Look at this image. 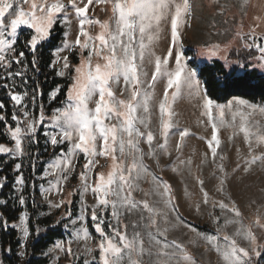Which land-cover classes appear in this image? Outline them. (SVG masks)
Instances as JSON below:
<instances>
[{
    "label": "snow or ice",
    "instance_id": "obj_1",
    "mask_svg": "<svg viewBox=\"0 0 264 264\" xmlns=\"http://www.w3.org/2000/svg\"><path fill=\"white\" fill-rule=\"evenodd\" d=\"M82 2L83 0H81ZM96 2H99V0H96ZM81 3H78L77 0H67L66 4L62 0H55L52 3H49L48 0H0V69H3L6 73L0 75V79L5 81L14 80L17 76L26 79L23 72H13L11 70L13 65L22 64L25 57L24 51H20L18 54L16 51V44L19 42L17 33L21 26L34 30V34L26 38L25 43L29 51L33 53L31 66L33 69L38 70L39 66L34 55L38 45L51 36V30L58 18L62 19L66 28H70L74 15L78 21V32L74 42H68V31H65L64 48L55 50L53 54L56 55L61 50L78 49L80 51V63L73 67L69 62L68 55L53 61L52 67L56 70L55 65L59 64L61 59L63 60L62 66L56 70L57 76H65L72 72L75 74L71 75L66 99L61 102L63 107L55 108L52 111L50 117L52 130L49 131L45 128L44 136L46 143L51 144L53 148L66 142L69 145L67 153L63 154L65 167L60 174V178L63 180H67V173L72 170L71 158L79 152H82L85 156L86 163L80 174L83 188L80 194L83 196L84 192L91 189L97 201L91 209V220L95 232L101 237L98 246L100 264H145L142 259L145 255L149 258L148 264H153L152 257L157 258L155 264H173V261L176 264H195L194 259L179 242L168 240V228L161 229L159 227L158 217L163 218L165 224L168 223V212L159 213L157 211L160 202L154 201L150 204L148 200L138 202L132 198V191L137 187L136 181L140 179L142 172L147 171V166L143 164L142 160L144 153L139 147L141 141L144 140L148 144L149 151L147 155L149 158L155 157L157 150L164 151L167 148V138L170 129L174 126L170 121L169 90L172 89L171 97L174 100L181 92L182 86L189 91L199 88L198 83L194 84L197 71L195 69L187 71L186 65L181 64V37L178 22L182 16H190V2L189 0H182V3L177 2V0H114L112 15L103 21L94 20L86 15L93 0H88L83 6H81ZM25 5L28 6V10H25ZM169 16L171 20V44L166 55L162 57L154 56L149 45L158 38L161 21ZM86 25H98L100 32L92 36L86 30ZM256 27L258 25L253 26V32ZM248 39L253 42L248 44V47L252 48L254 44L256 50L264 57V38L249 34ZM85 52H87V55H85ZM173 55L176 68L175 71H169L167 66ZM94 57L96 58L95 63H93ZM153 57L154 71L151 75V81H148L147 87H145V83L141 79L142 74L146 75L143 73V65L145 61L152 63ZM101 61L103 62L101 63ZM229 76L230 73L225 75L226 81ZM162 78H166L167 83L164 88L163 99L159 102V124L161 136L164 137L165 142L154 146V134L149 129L148 120L150 102L152 101L150 90L155 87V82ZM121 79L124 83V87L121 89V97H125L126 94V98L117 97L113 91V86L118 84ZM3 86L8 87L7 84ZM38 88L39 85H37ZM59 92L60 88L57 87L49 93L50 100H56ZM40 94L43 95L42 92ZM24 95H27V93L20 94L15 91L9 93L10 99L15 105L23 108L26 127L19 126L18 117L13 113L12 118L18 124L14 129L9 127L11 138L14 141V149H9L0 144V153L22 156L25 151L22 140L32 141L36 136L37 124L40 127L45 126L43 105L40 107L38 119L34 115L29 117L28 109L23 104ZM35 98L34 93L33 101ZM236 103L241 106L256 107L248 105L243 99L237 100ZM91 104H94L95 107H90ZM4 107L5 105L0 102V109ZM203 107L206 110L204 114L208 116L212 126V136L208 144L213 163H215L218 156L217 149L220 147L217 130L218 125L225 123L223 119L225 113L223 106L216 105V108L219 109V116L214 117L213 100L207 95L204 97ZM228 108L231 111L232 106L229 105ZM260 111L264 113V108H261ZM235 115L234 113L233 118H235ZM239 115L243 120L244 114L241 112ZM4 119L5 117L0 116V120ZM106 121L114 122L106 123ZM137 125H142L145 131L142 132ZM240 130L244 132L246 142L249 141L250 136H255L258 144H264V130L257 129L256 132H252L244 124L241 125ZM188 135L189 132L186 129L179 132L178 150L184 138ZM100 141L102 143L97 151V144ZM35 142L39 143L38 140ZM213 144L215 146H212ZM117 146L119 164L115 163L118 158L114 155ZM249 152H252L251 143H249ZM106 154H112L114 171H110L106 178L103 173L97 174L94 184L90 185L88 183V173L92 171L96 163L92 157ZM220 158L223 159V157ZM128 160L131 163L125 166V161ZM258 162L264 164V154L251 155L250 159H246L244 161V171H249L251 166ZM53 167H59V165ZM240 167L241 165L238 164L234 172L238 171ZM21 168L22 164L17 163L15 165L17 172H20ZM217 172L219 173V176L216 177L219 181L217 190L223 193L224 185L227 182V173L223 164L218 167ZM153 179L157 181V194L165 197L163 200L165 209L170 205L171 212L176 213V218L180 219L177 205L173 203L170 184L158 177H153ZM23 183V175L20 174L16 178V184L21 185ZM198 183L204 196L203 203L207 205L209 199L208 192L204 191V181L201 179L198 180ZM160 185L163 186L162 193L159 191ZM145 195L147 196L148 193H145ZM19 200L22 205L25 203L22 195ZM62 203L63 201H61ZM61 204H56L54 207L59 208ZM216 206L213 205V207ZM109 207L111 208V216L115 217L118 223L121 216L133 211H140V220L144 221L143 212L146 211L149 214L147 217L148 222L143 225L146 232L137 230L141 226L139 222L133 223L131 234L126 231L121 232L119 228H113L109 222L108 226L112 228V234H107L104 229V217L108 215L107 210ZM218 207L224 213L233 214L232 217H225L224 227L232 224L236 226L235 231L232 235L225 234L221 241L218 235L221 231L220 217H216L214 222L217 224V234H204L202 238L211 249L218 253L222 264H249L246 259L249 255L248 249L239 246L237 237H242L247 241L248 247L255 250L257 236L253 228L264 229V217L258 216L254 225L245 226L241 219L242 212L234 201L227 204L224 200H221ZM85 211H87L86 207L82 210V215L78 217L79 221H86L87 217L83 214ZM66 218L74 226L76 238L88 237L87 228L83 226L80 228L75 227L77 220L72 219L71 213H68ZM19 219L24 223L26 214H21ZM12 226L20 229L25 239L29 236L28 227L25 226L21 229L20 225L13 224ZM125 228H127V225H125ZM153 228L156 229L155 232L152 231ZM145 236L147 237L146 241ZM145 243H147V247H145ZM56 247L64 250L60 245ZM153 248H155V251ZM8 251L10 252L11 248ZM66 251L70 257L73 256L71 240ZM88 251L91 252L92 250L88 249ZM160 258H163V260ZM94 260L95 258H93ZM93 261L85 259L84 264H93Z\"/></svg>",
    "mask_w": 264,
    "mask_h": 264
},
{
    "label": "rangeland",
    "instance_id": "obj_2",
    "mask_svg": "<svg viewBox=\"0 0 264 264\" xmlns=\"http://www.w3.org/2000/svg\"><path fill=\"white\" fill-rule=\"evenodd\" d=\"M49 3L55 2V0H48ZM63 3H67V0H62ZM81 3V0H77ZM88 0H83L81 6L87 3ZM114 0H93V3L89 5L86 15L96 20H106L112 15V3ZM182 3V0H177ZM191 5L190 16H182L178 22V30L180 32V51H181V64L186 65V70L191 71L196 69L193 59L187 56V50H192L195 56V63L197 65L210 63L214 60L220 61L226 66L228 70L236 69L238 72H242L245 69H255L259 73L264 74V57L256 50L254 44L252 48L248 47V44L253 42L248 39L249 34L255 35L259 38H264V0H189ZM25 10H28V6L25 5ZM174 11V8H173ZM259 19H256V18ZM55 25L62 30L61 41L59 45L51 51L52 61L49 69L59 79L66 80L68 85L71 82V75L75 73L66 74L65 76H57L56 70H58L62 64L55 65L53 69V61L60 59L64 55H68L70 64L74 67L80 63V51L73 49L71 51H59L54 55V51L64 48V32L68 31V42H74L78 32V21L73 15L72 25L70 28H66L61 18L57 19ZM54 25V26H55ZM258 25L253 32V26ZM86 30L90 35L95 36L100 32L99 26H88ZM54 28V27H53ZM52 28V30H53ZM51 30V31H52ZM22 31H28L34 34V30L28 29L26 26H21L18 29L17 37ZM47 40V39H46ZM45 40V41H46ZM43 41V42H45ZM98 43V42H97ZM171 44V20L170 16L162 20L160 23V32L157 39L153 40L149 45L150 50L154 53V56H164L167 54V49ZM91 46V43H90ZM218 46V47H217ZM175 47V46H173ZM232 49L237 50H253L257 53L255 59H249L246 63H239L229 60V52ZM18 54V53H17ZM87 55V52H85ZM96 62V58H93V63ZM103 61H101L102 63ZM169 71H175L176 61L173 55L170 58V63L167 66ZM13 72H23L26 79L19 76L14 80L0 79V102L5 99L9 102L10 107L13 110L19 120V126L25 128L23 116V108L15 105L10 99V91H15L20 94L27 93L23 96V104L27 107L29 117L33 115L38 119L40 115V107L38 105L37 94L30 87L29 79L32 78L31 71L25 61H22L20 65H13ZM154 71V57L153 62L148 63L145 61L143 65V73L146 75L141 76V79L147 87L148 81H151V75ZM5 71L0 69V75H5ZM166 78H162L155 82V87L151 89L152 101L150 102V113L148 115L149 129L154 134L153 145L165 142L164 137L161 136L160 131V113L159 102L163 99L164 88L166 86ZM198 83L199 88L189 91L186 87L182 86L181 92L173 100L171 97V91L169 90V103L170 108V121L173 123V128L170 129L169 136L167 138V148L164 151L157 150L155 157L149 158L147 155L149 148L148 144L141 141L139 147L144 153L142 160L143 164L147 166V171L142 172L141 177L136 181L137 187L132 191V198L138 202L148 200L152 202H160L158 204L157 211L159 213L168 212V223L165 224L163 218H159V227L161 229L167 227L168 240H175L179 242L186 252L194 259L195 264H222V260L218 253L211 249L206 241L202 238L204 234H217V224L214 222L216 217H220L219 224L221 231L219 232V239L222 241L225 234L232 235L235 231V227L232 224L224 227L225 217H232V213H224L218 207V203L224 200L225 203L230 204L232 201L239 207L242 212L243 225H254L258 216L264 217V164L257 163L252 165L250 170L244 171V161L250 159L251 155L264 154V144H258L255 136H250L249 141L246 142L245 134L242 132L241 125L244 124L249 127L252 132H256L257 129L264 130V113L260 111L264 108V105L255 104L245 100L248 105H254L255 108L241 106L236 103L237 100L242 99L239 97H232L223 104H216L213 102V116H219V109L216 105L223 106L224 121L223 125H218L217 136L220 141V147L217 149L218 156L215 163H213V157L209 148L208 141L211 140L212 126L209 122L208 116L205 113L204 97L205 91L203 89L202 80L197 77L194 80V84ZM7 84L8 87L3 85ZM124 87L123 80L113 86L114 94L117 97H121V89ZM68 88V87H67ZM55 90V89H54ZM35 93V100L32 97ZM51 93V92H50ZM121 98H126L121 97ZM244 100V99H243ZM55 101V100H54ZM50 100L49 94L47 96L46 107L54 102ZM231 105V111L228 106ZM43 107L45 113V126L40 127L37 124V131L42 130L41 136L45 139L44 131L47 128L51 131L50 117L53 110H47ZM60 107H63L61 104ZM90 107L94 108L95 105L91 104ZM244 114L242 120L239 113ZM235 118H233V114ZM169 118V117H165ZM114 121H106V123H113ZM17 121L13 120L14 129L17 127ZM142 132L145 131L142 125H137ZM187 130L189 135L186 136L181 144L180 149H177V143L180 141L179 132ZM8 143L4 144L9 149H14V141L11 138L9 127L6 131ZM146 139V136H145ZM33 141V140H32ZM32 141L28 139L22 140V145L25 148L24 154L8 155L0 153V157H3L5 162L20 163L26 157L28 151L31 148ZM45 142V143H44ZM43 142V147L47 150L48 156H51L47 160L43 167V172L36 178L38 182V195L36 204L39 210L38 218H51L52 221L60 222L61 220H68L66 225V235L64 240H58L53 245L44 250L37 259L46 261L45 264H84L85 259L93 261V264H100V252L99 243L101 237L95 232L93 221L91 220L92 206L97 203L95 196L91 189L84 192L81 196L80 192L83 191L82 181L80 174L84 170L83 166L86 163L85 156L82 152H79L71 158L72 170L67 173V180L60 178V174L65 167L63 160V154L68 151V143L63 145H57L55 148L51 144L46 143V139ZM102 141L97 144V151ZM249 143L252 145V152H249ZM212 146H215L213 144ZM64 148V149H63ZM58 153V150H61ZM114 155L118 158L115 163L119 164V151ZM220 157H223L221 160ZM96 161L92 171L88 173V183L94 184L95 177L99 173H103L105 178L113 169L112 154H106L104 156L92 157ZM131 161H125V166L130 164ZM15 164V165H16ZM223 164L227 173V182L224 185L223 193L219 192V181L216 178L219 176L217 172L218 167ZM241 165L238 171L234 172L237 165ZM15 165L12 169V174L20 175V172L15 170ZM59 165V167H53ZM21 170V169H20ZM127 175V173L125 172ZM153 177H158L167 182L171 186V193L173 197V203L177 205V212L180 219L176 218V213L171 212V206L169 205L165 209L163 200L165 197L158 195L156 192L157 181ZM16 178H14L12 184V191L10 194L11 203L6 205V200L0 199V231L5 227H12L17 231L19 239V247L16 250V256L19 264H26V246L30 239L29 236L25 239L22 231L13 227V224H17L23 227H28L29 213L25 208V204H21L19 197L23 192V184L17 185ZM204 181V191L208 192L209 203L205 205L203 203L204 196L201 192L198 180ZM5 181H2L4 184ZM59 189V191H58ZM159 191L163 192V186H159ZM145 193H148L146 196ZM73 200L76 201V213L73 220H77L76 228H87L88 237L81 236L79 239L74 235V226L71 221L67 219V214L71 213V206ZM61 201L63 203L61 204ZM56 204H61L59 208L54 207ZM217 205L213 207V205ZM1 207L5 209L7 215L15 214L19 211L18 219L15 223H5L6 220L2 217ZM87 208V211L83 214L87 217L86 221H79L78 217L82 215V210ZM108 215L104 217L105 232L109 235L112 234V228H110L109 222L113 228H119L121 232H127L129 234L133 231V223L139 222L140 228L137 229L141 232H146L143 225L148 222V213L145 211L143 215L144 221L140 220L141 212L133 211L131 213H125L120 217L119 223L115 217L111 216V208L109 207ZM99 212V209H98ZM21 214H26V220L24 223L20 221ZM127 225V228H125ZM191 225V227H189ZM156 231L155 228L152 229ZM255 235L257 236V245L255 250L248 247L247 241L242 237H237V243L239 246L248 249L249 255L246 259L249 264H264V229L253 228ZM30 233V230H29ZM118 239V238H117ZM71 240V249L73 256L70 257L67 254V248L69 247V241ZM147 237L145 236V241ZM23 245V246H22ZM60 245L62 249H58L56 246ZM147 247V243H145ZM88 249L92 251L89 252ZM155 251V248H153ZM21 253H23L21 255ZM145 264H148L149 258L145 255L142 258ZM163 260V258H160ZM157 260L156 257H152L153 264ZM0 264H4L0 258ZM173 264H176L173 261Z\"/></svg>",
    "mask_w": 264,
    "mask_h": 264
},
{
    "label": "trees",
    "instance_id": "obj_3",
    "mask_svg": "<svg viewBox=\"0 0 264 264\" xmlns=\"http://www.w3.org/2000/svg\"><path fill=\"white\" fill-rule=\"evenodd\" d=\"M31 33L22 31L18 37L16 44V51L25 52L24 61L28 65L32 78L29 79L30 87L36 92L38 105H47V96L57 87L60 88L57 99L49 104L45 109L47 112L61 106V102L66 99L68 82L59 79L49 69L52 61L51 51L54 50L61 41L62 30L55 25L51 31V36L38 45L35 52L36 63L38 70L33 69L31 61L33 53L26 47V38L30 37ZM187 56L191 57L197 69L199 78L202 80L203 89L207 97L211 98L216 104H223L232 97H239L255 104L264 105V74L257 70L245 69L238 72L236 69L228 70L220 61L214 60L210 63L197 65L195 56L192 50H187ZM257 53L253 50H237L232 49L229 52V60L239 63H246L249 59H255ZM230 73L229 79L225 80V75ZM37 85L39 88L37 89ZM43 93L41 95L40 93ZM1 102L5 105L0 109V116L5 117L0 120V144L8 143L6 131L8 127L13 126V110L10 104L5 99ZM49 110V111H48ZM42 130L36 134L32 141L30 150L26 157L21 162L22 168L20 174L23 175V192L22 196L25 201V208L29 213L28 226L30 230V239L26 246L27 261L26 264H45L46 261L37 259L44 250L53 245L58 240H64L66 235V223L68 220H61L60 222L52 221L51 218H38V207L36 204L38 195V182L36 178L43 172V167L51 156H48L47 150L43 147L44 138L41 136ZM38 140L39 143L35 141ZM45 143V142H44ZM64 149V148H63ZM58 150L59 151H62ZM16 162H5L3 157H0V199L6 200V205L11 203V191L14 178L17 174H12L13 166ZM6 177V179H5ZM2 181H5L2 184ZM76 201L72 202V214L74 217L76 213ZM18 212L7 215L4 207H1L2 217L6 223H15L18 219ZM19 247V239L17 231L12 227L2 228L0 231V258L4 264H19L16 256V250ZM11 248L9 252L8 249Z\"/></svg>",
    "mask_w": 264,
    "mask_h": 264
}]
</instances>
